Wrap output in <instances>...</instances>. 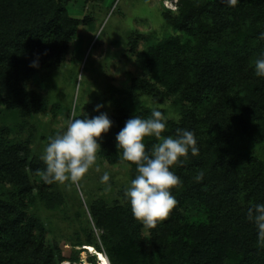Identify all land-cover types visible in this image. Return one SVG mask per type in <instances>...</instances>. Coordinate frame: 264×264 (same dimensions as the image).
Returning a JSON list of instances; mask_svg holds the SVG:
<instances>
[{
  "label": "trees",
  "instance_id": "1",
  "mask_svg": "<svg viewBox=\"0 0 264 264\" xmlns=\"http://www.w3.org/2000/svg\"><path fill=\"white\" fill-rule=\"evenodd\" d=\"M159 10L163 29L151 33L153 39L138 32L132 38L146 40L136 59L149 78L113 89V125L102 134L99 152L110 163H126L135 177L136 165L121 158L115 137L131 116L150 117L153 108L142 96L154 90L157 99L163 96L149 79L175 95L176 118L167 119L164 135L188 129L199 152L189 151L172 167L182 183L172 189L177 204L165 220L143 225L127 199L98 205L92 216L102 247L91 234L85 245L109 264H264V241L247 218L251 204L264 203V77L253 67L264 53V0L235 6L178 0L175 13ZM78 23L58 0H0V104L8 98L27 113L47 110L33 93L17 89L19 82L46 64L57 66ZM144 142L146 151L158 143L155 137ZM45 168L24 143L0 134V264H57L67 257L46 243L43 222L30 212L33 177Z\"/></svg>",
  "mask_w": 264,
  "mask_h": 264
},
{
  "label": "rangeland",
  "instance_id": "2",
  "mask_svg": "<svg viewBox=\"0 0 264 264\" xmlns=\"http://www.w3.org/2000/svg\"><path fill=\"white\" fill-rule=\"evenodd\" d=\"M58 1L68 16L79 19L64 59L57 66L44 65L28 81L19 82L17 88L33 93L46 103L47 110L27 113L8 98L0 104V134L10 141L24 143L31 155L40 159L48 138L62 131L71 119L95 114L97 104H104L101 111L112 116L116 106L113 89L130 83V78H149L136 54L147 39H153L151 33L163 29L159 8L175 13L178 3V0ZM137 32L149 36L134 43L132 38ZM149 80L163 96L157 99L159 94L154 90L142 96V104L159 108L167 119H175V95L154 79ZM105 171L110 176L108 182L101 181ZM43 177L41 173L33 177L30 212L43 222L46 243L58 246L67 256L57 264H83V260L84 264L88 261L99 264L96 255L84 248L89 234L102 247L92 209L98 205L124 204V189L131 180L129 166L122 161L110 163L98 151L96 166L78 184L66 181L44 186ZM74 256L77 261L71 260Z\"/></svg>",
  "mask_w": 264,
  "mask_h": 264
},
{
  "label": "clouds",
  "instance_id": "3",
  "mask_svg": "<svg viewBox=\"0 0 264 264\" xmlns=\"http://www.w3.org/2000/svg\"><path fill=\"white\" fill-rule=\"evenodd\" d=\"M227 2L235 6L238 0ZM31 66L38 64L33 61ZM253 67L256 76L264 77V53L254 61ZM103 107L104 104H97L94 111L98 115L73 118L62 131L48 138L41 155L46 165L43 177L46 182L78 184L96 166L102 134L108 133L113 125L108 113L101 111ZM166 129L167 117L159 108H153L148 118L137 115L128 118L115 137L118 151L122 150L121 158L136 165V175L124 189V196L130 203L133 217L149 227L165 220L177 204L172 189L182 182L172 167L182 163L181 158L187 157L189 151L192 155L199 152L192 131L178 128L175 136H166ZM146 137H155L158 141L147 151ZM203 176L204 173L199 172L196 181H201ZM109 179L105 171L101 181ZM247 218L256 226L258 238L264 241V203L251 204Z\"/></svg>",
  "mask_w": 264,
  "mask_h": 264
},
{
  "label": "bare ground",
  "instance_id": "4",
  "mask_svg": "<svg viewBox=\"0 0 264 264\" xmlns=\"http://www.w3.org/2000/svg\"><path fill=\"white\" fill-rule=\"evenodd\" d=\"M83 248V247H82ZM84 248L85 249H87L88 251L90 250L92 253H94L96 256H97V259H98V263L99 264H109V262H108V259H107V257L102 253V252H100V251H98V250H96L93 246H91V245H87V246H84ZM83 248V249H84ZM89 251V252H90ZM84 252V251H83ZM66 262V261H65ZM76 263V262H75ZM78 263H80V262H78ZM82 263L84 264L85 262H84V260L82 261ZM88 263H89V261H88ZM87 263V264H88Z\"/></svg>",
  "mask_w": 264,
  "mask_h": 264
}]
</instances>
